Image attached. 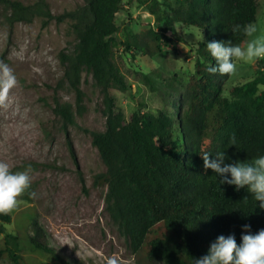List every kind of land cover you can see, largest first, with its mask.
<instances>
[{
    "label": "trees",
    "instance_id": "1",
    "mask_svg": "<svg viewBox=\"0 0 264 264\" xmlns=\"http://www.w3.org/2000/svg\"><path fill=\"white\" fill-rule=\"evenodd\" d=\"M129 1L146 6L161 26L150 29V40L127 42V48L148 55L162 52L168 46L166 34L176 32L175 23L202 30L195 71L180 103L172 105L176 117L136 110L125 120L116 108L111 89L130 88L114 60L116 19L123 0H82L59 14L45 0H0V6L10 26L35 18L43 25L52 20L71 22L73 48L61 53L64 78L76 92L78 107L83 72L92 75L103 95L106 129L92 132V143L106 166L100 175L107 185L105 210L144 264H194L221 235H233L240 245L242 235L264 230V211L253 194L247 188L220 184L222 178L205 170L201 159L205 152L213 158L223 153L225 164L264 156V90L259 92L264 72L224 95L228 75L208 71L215 60L206 49L213 41L241 46L246 37L233 27L255 22L259 0ZM54 111L66 126L74 122L71 104L57 103ZM25 210V217H20ZM25 210L14 220L16 233L4 227L12 222L11 215H0V256L10 264H75L31 238L28 231L35 224V212ZM42 255L48 260H41Z\"/></svg>",
    "mask_w": 264,
    "mask_h": 264
},
{
    "label": "rangeland",
    "instance_id": "2",
    "mask_svg": "<svg viewBox=\"0 0 264 264\" xmlns=\"http://www.w3.org/2000/svg\"><path fill=\"white\" fill-rule=\"evenodd\" d=\"M45 1L54 14L82 3ZM116 22L119 29L114 60L130 86L125 91L111 89L117 110L124 113L125 120L136 110L169 112L176 117L172 105L180 103L179 97L195 71L196 46L203 38L202 30L175 23L176 32L166 34L168 46L148 55L133 46L126 47L127 42L133 45L150 40V29L157 31L161 26L146 6L123 0ZM70 23L52 20L43 25L41 18H35L10 26L0 6V62L12 69L17 80L9 92L8 107H0V161L8 163L13 173L32 170L30 187L18 198L17 207L9 213L12 222L4 227L6 232L16 233L14 220L18 211L32 209L35 224L28 231L31 238L67 261L107 264L114 257L119 264H144L104 207L107 185L100 175L106 172V166L92 143V132L106 129L103 95L92 75L83 72V100L82 107H78L76 92L64 78L61 53H70L74 43ZM252 24L258 29L257 35L264 34V0H259ZM235 63V73L223 83L224 95L264 72V60ZM263 90L264 84H259V92ZM57 103L72 105L73 123L66 126L56 114ZM26 212L20 217H25ZM2 236L0 233V240ZM39 258L48 260L47 255ZM0 264L10 263L0 256Z\"/></svg>",
    "mask_w": 264,
    "mask_h": 264
},
{
    "label": "clouds",
    "instance_id": "3",
    "mask_svg": "<svg viewBox=\"0 0 264 264\" xmlns=\"http://www.w3.org/2000/svg\"><path fill=\"white\" fill-rule=\"evenodd\" d=\"M243 31L247 42L245 46H233L231 42H209L207 51L215 60V66L209 67L212 74L231 75L236 71V61L245 63L264 60V34L257 35L255 24L236 25L233 32ZM17 85L12 69L0 62V107H8L9 92ZM235 143V136L231 137ZM201 159L203 168L211 170L221 177L220 184L234 185L237 190L247 188L259 202V208L264 211V156H259L250 162H234L225 164V155L218 153L215 158L205 152ZM31 169L11 172L6 162L0 161V215H7L18 205L21 197L31 184ZM249 226H245L248 232ZM242 243L237 245L233 235L219 236L210 245L208 253L194 260V264H264V230L256 234H245ZM107 264H119L117 258H110Z\"/></svg>",
    "mask_w": 264,
    "mask_h": 264
}]
</instances>
